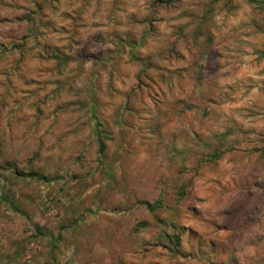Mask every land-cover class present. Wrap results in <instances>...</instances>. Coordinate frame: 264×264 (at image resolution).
<instances>
[{
    "label": "rangeland",
    "instance_id": "rangeland-1",
    "mask_svg": "<svg viewBox=\"0 0 264 264\" xmlns=\"http://www.w3.org/2000/svg\"><path fill=\"white\" fill-rule=\"evenodd\" d=\"M0 264H264V5L0 0Z\"/></svg>",
    "mask_w": 264,
    "mask_h": 264
},
{
    "label": "trees",
    "instance_id": "trees-1",
    "mask_svg": "<svg viewBox=\"0 0 264 264\" xmlns=\"http://www.w3.org/2000/svg\"><path fill=\"white\" fill-rule=\"evenodd\" d=\"M250 4H254V5H258V6H262L264 5V1L263 2H258L257 0H247Z\"/></svg>",
    "mask_w": 264,
    "mask_h": 264
}]
</instances>
